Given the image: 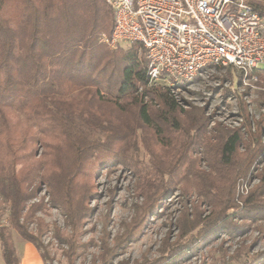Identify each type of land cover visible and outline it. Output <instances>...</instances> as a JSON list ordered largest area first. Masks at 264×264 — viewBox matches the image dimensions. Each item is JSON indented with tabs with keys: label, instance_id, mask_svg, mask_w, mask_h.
I'll use <instances>...</instances> for the list:
<instances>
[{
	"label": "trees",
	"instance_id": "1",
	"mask_svg": "<svg viewBox=\"0 0 264 264\" xmlns=\"http://www.w3.org/2000/svg\"><path fill=\"white\" fill-rule=\"evenodd\" d=\"M249 3L264 18V0ZM114 24L106 0H0V197L10 203L9 227L53 264L40 238L44 220L36 216L44 197L33 201L45 189L70 227L66 234L56 225L54 233L74 264L97 195L92 174L120 164L144 200L113 244L102 238L91 264H129L114 257L179 184L178 236L166 241L168 254L140 264H170L223 234H264V165L256 166L264 159V111L251 120L240 99V126L209 127L203 107H184L172 88L150 85L139 43L112 50L99 42ZM257 73L264 85V71ZM139 131L154 176L132 150ZM252 168L258 183L238 201L237 184ZM33 219L38 236L29 229ZM0 241L5 264H19L8 227H0ZM254 255L250 264H264V249Z\"/></svg>",
	"mask_w": 264,
	"mask_h": 264
},
{
	"label": "rangeland",
	"instance_id": "2",
	"mask_svg": "<svg viewBox=\"0 0 264 264\" xmlns=\"http://www.w3.org/2000/svg\"><path fill=\"white\" fill-rule=\"evenodd\" d=\"M130 46L131 43H126L123 48ZM141 56L142 59L145 58L144 52ZM173 91L182 106L187 107L190 102L203 107L205 113L210 116L209 127L217 122L228 127L240 126L243 122L240 99L246 102L251 120L258 119L264 111V85L263 82L260 83L259 75L257 79H246L232 67L207 68L194 80L180 83ZM17 130L19 132V129ZM143 133L139 131L137 136L139 147L132 150L139 156L145 171L154 176L150 155L141 144L140 137ZM262 139L264 140V130ZM34 147L37 154L43 150L39 142L35 143ZM170 156L168 154V158ZM200 165L208 168L204 161ZM263 165L264 159L256 166L261 168ZM92 182L97 195L89 201L92 211L84 220L83 232L78 237L84 245L78 249L74 264H91L93 255L100 252L103 237L106 236L108 242L113 244L115 238L126 231L127 224L133 219L135 205L144 200L143 195L136 188V177L123 165L97 167L92 174ZM256 183H258L256 169L252 168L249 176L241 178L237 184V200L241 201V196L247 194ZM179 186L163 197L156 211L147 216L137 236L125 243V246L117 252L114 257L115 262L127 260L129 264H140L146 260L161 259L168 254L169 247L166 241H175L179 233L176 225L182 200ZM43 197V208L37 211L36 216L42 218L45 223L40 238L49 253L50 260L48 259L47 262L70 264L66 256L67 245L60 242L54 233L56 225L66 234L70 232V227L61 208L49 202L45 189L39 191L33 201ZM9 215L10 203L0 197V227H8L16 252L21 257L29 251L28 244L15 229L9 227ZM29 229L38 236L39 227L36 219L29 223ZM1 249L0 242V264H5ZM263 249L264 234H259L258 230L250 228L241 236L231 238L223 234L209 243L201 242L195 252L188 251L170 264H250L254 254Z\"/></svg>",
	"mask_w": 264,
	"mask_h": 264
},
{
	"label": "built area",
	"instance_id": "3",
	"mask_svg": "<svg viewBox=\"0 0 264 264\" xmlns=\"http://www.w3.org/2000/svg\"><path fill=\"white\" fill-rule=\"evenodd\" d=\"M117 49L139 43L150 85L174 88L207 68H235L246 79L264 71V18L249 0H106Z\"/></svg>",
	"mask_w": 264,
	"mask_h": 264
},
{
	"label": "crops",
	"instance_id": "4",
	"mask_svg": "<svg viewBox=\"0 0 264 264\" xmlns=\"http://www.w3.org/2000/svg\"><path fill=\"white\" fill-rule=\"evenodd\" d=\"M27 244H28L27 246H28L29 251L24 253L23 256L19 257L20 258L19 264H45V261L41 255V252H39V249L31 242H27Z\"/></svg>",
	"mask_w": 264,
	"mask_h": 264
}]
</instances>
